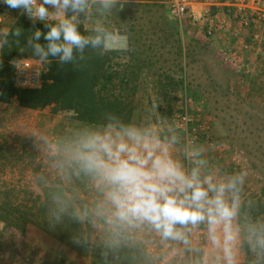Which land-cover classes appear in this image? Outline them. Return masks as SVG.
<instances>
[{
	"label": "clouds",
	"instance_id": "obj_1",
	"mask_svg": "<svg viewBox=\"0 0 264 264\" xmlns=\"http://www.w3.org/2000/svg\"><path fill=\"white\" fill-rule=\"evenodd\" d=\"M128 2L0 0L47 28L25 36L4 13L0 50L24 36L19 51L41 66L78 68L86 49L126 47L109 20ZM155 108L141 120L108 111L100 122L30 133L45 164L35 180L47 190L50 223L79 225L73 242L98 252L99 264H264V205L245 192L247 171L213 162L186 127Z\"/></svg>",
	"mask_w": 264,
	"mask_h": 264
},
{
	"label": "rangeland",
	"instance_id": "obj_2",
	"mask_svg": "<svg viewBox=\"0 0 264 264\" xmlns=\"http://www.w3.org/2000/svg\"><path fill=\"white\" fill-rule=\"evenodd\" d=\"M232 1H221L218 12L229 13L230 18L234 10L227 3ZM261 7L262 14L246 10V22L237 17L234 26L222 29L221 18L216 25L218 14L211 10L213 28L208 33L205 19L177 24L163 0H129L109 23L119 37L126 38V47L113 45L116 56L111 61L119 62L116 67L128 83L116 85L112 91L132 99L131 121L143 119L146 109L155 105L157 115L186 127L189 138L202 144L213 162L230 171L246 170L245 192L264 202V5ZM4 13L13 18L7 20L9 24L20 14L0 3V15ZM238 49V58L231 60V51ZM20 57L35 59L16 46L7 54L2 51V56L0 52L3 71L6 75L11 72L15 87H21L14 78V63ZM43 71L47 65L41 66L39 86ZM45 79L52 81L50 76ZM51 105L22 106L14 95L0 101V199L7 196L28 204L31 201L26 196L38 193L42 197L46 190L35 180L36 174L45 171V164L32 148L31 132L57 134L85 123L74 119L71 111L51 110ZM87 263L83 254L43 231L34 232L28 226L19 231L0 221V264Z\"/></svg>",
	"mask_w": 264,
	"mask_h": 264
},
{
	"label": "trees",
	"instance_id": "obj_3",
	"mask_svg": "<svg viewBox=\"0 0 264 264\" xmlns=\"http://www.w3.org/2000/svg\"><path fill=\"white\" fill-rule=\"evenodd\" d=\"M15 24L24 29L25 36L29 35L34 27L42 32L47 31L43 22H36L33 26L32 22L25 20L21 13L17 15L12 25ZM85 29L81 26L82 32ZM24 43L25 37L22 36L21 44L13 43L11 47L19 48ZM40 43H46L43 36ZM2 51L7 54L8 48L0 50L1 56ZM85 55L86 59L80 62L81 66L78 68L71 64L61 67L53 60L47 66V71L42 72V82L37 87H15L11 72L8 75L4 73V63L0 59V101H8L14 95L16 101L26 107H38L52 102L51 110L71 111L74 119L85 123L100 122L103 114L108 111L131 121L132 99L123 96L122 92L114 94L112 91L114 86L121 87L128 83L127 77L125 78L122 71L116 67L119 62L111 61L116 56V50L99 55L86 49ZM46 76L52 77V81L44 80ZM46 191L42 197L38 193H34L31 197L26 196L25 200L31 201L28 204L23 203V200L13 201L4 196L0 199V221L19 231H24L27 226L34 232L43 231L83 254L88 258L87 264H99L98 252L94 253L73 242V236L79 225L67 221L59 225L50 223L47 216ZM256 200L264 205L261 200Z\"/></svg>",
	"mask_w": 264,
	"mask_h": 264
},
{
	"label": "built area",
	"instance_id": "obj_4",
	"mask_svg": "<svg viewBox=\"0 0 264 264\" xmlns=\"http://www.w3.org/2000/svg\"><path fill=\"white\" fill-rule=\"evenodd\" d=\"M166 4L169 16L181 25L182 22L196 23L199 21L209 23L212 18L211 10L217 13L221 10L220 0H163ZM237 1V2H236ZM230 5L234 10V15L240 18L241 22H246L244 11L262 14L264 0H233ZM249 7L251 9H249ZM219 13V12H218ZM26 15V14H25ZM208 15L210 18L207 19ZM27 16V15H26ZM259 17V15H258ZM209 25L207 32H209ZM40 64L36 59L22 57L14 63V78L17 85L21 87H33L39 85Z\"/></svg>",
	"mask_w": 264,
	"mask_h": 264
},
{
	"label": "crops",
	"instance_id": "obj_5",
	"mask_svg": "<svg viewBox=\"0 0 264 264\" xmlns=\"http://www.w3.org/2000/svg\"><path fill=\"white\" fill-rule=\"evenodd\" d=\"M221 1H223V0H221ZM224 2H226V1H224ZM222 3L223 2H221V4ZM216 14H218V18L216 19L215 24L217 25L220 22L219 21V18H221V29L223 28V26H227V25L234 26V22L238 21V20H233V19H236V17L234 16V14H230V18L228 17L229 13H227V12H226L227 15H225V12H223V11H221L220 13L217 12ZM235 44L237 45V43H235ZM247 52H248V50H247ZM231 55L233 56V57H230L231 60L232 59L236 60L238 58V55H239V49L236 50V51L233 50V52L231 51ZM227 60H229L227 62H231L230 59H227Z\"/></svg>",
	"mask_w": 264,
	"mask_h": 264
},
{
	"label": "bare ground",
	"instance_id": "obj_6",
	"mask_svg": "<svg viewBox=\"0 0 264 264\" xmlns=\"http://www.w3.org/2000/svg\"><path fill=\"white\" fill-rule=\"evenodd\" d=\"M227 4L229 5L230 3H227ZM229 6H231V5H229ZM231 7H232V6H231ZM232 9H233V8H232ZM212 10H214V9H212ZM234 16H235V15H234ZM25 17H26V15H25ZM235 17H236V16H235ZM236 18H237V17H236ZM201 24H202V23H201ZM203 24H205V25H207V26L209 25V27L212 26V28H213V25H211L210 22H209V23H207V22H203ZM206 32H207V29H206ZM209 32H210V30H209ZM209 32H208V33H209ZM28 58H29V57H28ZM38 86H39V85H38ZM33 87H37V86H33Z\"/></svg>",
	"mask_w": 264,
	"mask_h": 264
}]
</instances>
